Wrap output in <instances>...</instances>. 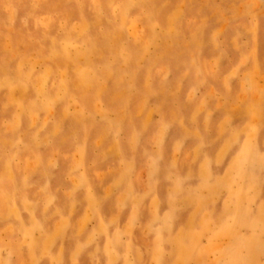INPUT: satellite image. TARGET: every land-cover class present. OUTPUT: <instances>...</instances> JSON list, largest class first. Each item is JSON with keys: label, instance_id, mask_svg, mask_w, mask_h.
Here are the masks:
<instances>
[{"label": "rangeland", "instance_id": "rangeland-1", "mask_svg": "<svg viewBox=\"0 0 264 264\" xmlns=\"http://www.w3.org/2000/svg\"><path fill=\"white\" fill-rule=\"evenodd\" d=\"M0 264H264V0H0Z\"/></svg>", "mask_w": 264, "mask_h": 264}]
</instances>
